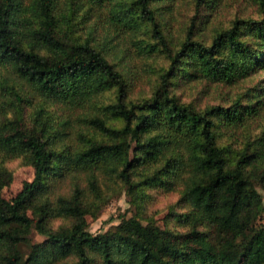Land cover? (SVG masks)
Instances as JSON below:
<instances>
[{
    "label": "trees",
    "instance_id": "obj_1",
    "mask_svg": "<svg viewBox=\"0 0 264 264\" xmlns=\"http://www.w3.org/2000/svg\"><path fill=\"white\" fill-rule=\"evenodd\" d=\"M177 1L0 0V264H264V81L204 107L175 91L264 72V0L210 35L223 0H187L174 39ZM117 38L165 62L149 95L129 96ZM13 158L34 177L8 199ZM112 184L140 212L152 192L178 193V208L164 226L142 213L94 233Z\"/></svg>",
    "mask_w": 264,
    "mask_h": 264
},
{
    "label": "rangeland",
    "instance_id": "obj_2",
    "mask_svg": "<svg viewBox=\"0 0 264 264\" xmlns=\"http://www.w3.org/2000/svg\"><path fill=\"white\" fill-rule=\"evenodd\" d=\"M178 11H175L178 19L171 25V36L175 39L178 38L182 31L183 26L187 22L190 15L193 14V4L187 0L177 1ZM263 14L262 8L255 0H223L217 9L210 14L209 18L211 23L201 28V31L207 35H210L214 26L228 25L229 22L235 17L239 16H254L261 17ZM114 53L111 55L113 60H119L123 71L128 79L129 84V96L132 99H140L144 95H149L153 89L154 78L159 72L161 65L165 62L157 55L142 56L134 46L132 52L128 55L123 50L127 48L125 45H121L120 40L112 39L111 41ZM127 45V43L125 42ZM129 50V49H128ZM264 81V72H260L253 78L246 82H241L235 85H228L224 83H214L207 80L195 81L190 84L181 83L175 88V91L181 99L185 102H193L198 107H204L211 103H230L240 93L247 84H252L254 81ZM68 110H64L59 113L60 120L69 115ZM76 117V113H74ZM72 130L78 129L82 124L79 121L74 120L72 123ZM230 138V137H229ZM231 139V138H230ZM223 140H226L224 137ZM234 136V140L236 141ZM75 142V139L73 140ZM239 141V140H238ZM235 147L239 146V142H235ZM5 165L12 171V182L5 186L3 189V196L5 198H12L22 188L23 184L27 180H31L34 177V168L31 165L25 163L23 158H13L7 160ZM69 187L64 185L62 189L67 190ZM102 188L108 193V201L102 206V209L98 211L95 216L89 215L88 223L89 229L97 233L108 229L112 224L120 222V218L123 215L131 216L133 214H142L145 217H154L155 222L164 226L166 221L170 218V210L177 202L178 193L176 192H152L154 196H151L147 202L145 208L140 212L136 204L131 201L127 192L119 185L112 184L109 188L102 185ZM263 194L264 190L261 186L258 187ZM178 208V205H174ZM112 218V219H111ZM146 222L145 218H142ZM258 223L264 224V211L258 219ZM34 241L43 239L41 234L34 232L32 234Z\"/></svg>",
    "mask_w": 264,
    "mask_h": 264
}]
</instances>
